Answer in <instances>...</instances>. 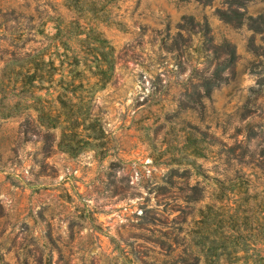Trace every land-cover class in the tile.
Returning <instances> with one entry per match:
<instances>
[{"label":"rangeland","instance_id":"374dc122","mask_svg":"<svg viewBox=\"0 0 264 264\" xmlns=\"http://www.w3.org/2000/svg\"><path fill=\"white\" fill-rule=\"evenodd\" d=\"M75 1L0 0V264H203L237 227L210 259L264 264V33L221 0ZM185 14L236 52L207 94L183 89L197 52L162 45ZM93 47L114 57L102 85ZM39 48L55 69L28 81Z\"/></svg>","mask_w":264,"mask_h":264},{"label":"trees","instance_id":"16d2710c","mask_svg":"<svg viewBox=\"0 0 264 264\" xmlns=\"http://www.w3.org/2000/svg\"><path fill=\"white\" fill-rule=\"evenodd\" d=\"M80 1L81 0H77L75 2L80 3ZM179 1H195L202 4H210L211 2V0ZM248 1L250 0H221L220 3H222L224 7L216 6L214 8V13L224 22L236 24L245 22L247 28L251 29L252 32L264 33V13L258 12L255 15L246 14L245 6ZM168 28L169 24L166 23L164 28L165 38L162 42L163 48L175 51L181 62L184 55H191L192 50H194L197 52L196 62L201 63L200 67L192 66L191 73L187 74L185 83L183 84L184 92L198 90L197 92L199 94H207L213 87L227 80L231 72V66L236 59L234 45L229 40L225 38L218 41L214 40L210 33L208 22L204 18L202 20L195 19L190 14H185L180 17L179 21L175 24L173 32H170ZM92 49L94 50L95 69L90 72L96 77L94 83L100 82V85H102L112 72L114 57L110 49L104 50L95 47ZM43 54L44 52L41 48L27 53L28 62L32 66L31 72L27 74L28 81L32 80L37 71H40L42 75L46 76L53 73L55 69L53 61L45 60ZM179 64L180 62L178 65ZM254 205L263 206L264 199L254 202ZM233 210H236V208ZM250 210L251 209H249V211ZM244 218L245 216L242 217L243 221ZM235 222L236 218L234 219V223ZM234 231L235 234L228 233L227 235L219 231L215 234L216 236H212L208 239L210 244L203 253V264H221V261L216 257L210 259L215 255V245H225L222 243L227 242V239L230 240L231 238L242 237L240 232L241 228L237 227ZM249 231H251L250 235L253 237L264 239V223H256L254 226H251ZM189 258L194 259V261H187ZM199 258L200 256H198L197 252L188 253L186 256L181 257V262L183 264H195Z\"/></svg>","mask_w":264,"mask_h":264}]
</instances>
